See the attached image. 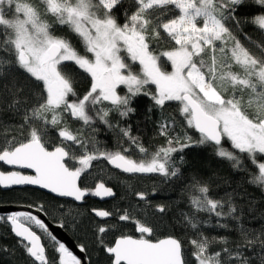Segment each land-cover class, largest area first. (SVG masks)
<instances>
[{
	"label": "snow or ice",
	"instance_id": "6c2138e0",
	"mask_svg": "<svg viewBox=\"0 0 264 264\" xmlns=\"http://www.w3.org/2000/svg\"><path fill=\"white\" fill-rule=\"evenodd\" d=\"M248 5L261 11L247 12ZM77 70L90 77L83 94L74 87ZM139 97L151 101L146 118L157 115L164 141L151 150L130 123ZM170 108L179 120L165 115ZM105 131L114 143L99 138ZM205 146L243 182L217 176L225 188L213 196L211 177L185 180V150ZM100 161L130 178L179 183L188 211L177 222L192 233L187 251L176 235L150 239L156 224L138 208L160 214L159 222L170 205L153 204L157 186L133 190L135 205L93 209L139 233L106 244L107 223L92 228L108 264H264V0H0V164L33 173L0 171V188L35 186L76 202L114 197L102 180L82 186ZM27 207L34 211L0 216V225L28 264H82L39 215L48 214L44 203ZM62 215L82 224L71 207ZM79 250L87 252L83 244ZM0 253L15 257L16 249L0 245Z\"/></svg>",
	"mask_w": 264,
	"mask_h": 264
},
{
	"label": "trees",
	"instance_id": "16d2710c",
	"mask_svg": "<svg viewBox=\"0 0 264 264\" xmlns=\"http://www.w3.org/2000/svg\"><path fill=\"white\" fill-rule=\"evenodd\" d=\"M247 12L252 14H258L261 9L255 5H248L246 8ZM245 35L256 39L258 32L254 26H245ZM74 87L78 94H83L86 89L90 86V77L87 74L77 70L74 74ZM151 101L146 97H139L135 102V106L138 111L136 116L132 118L130 123L133 127V134L138 135L142 138L143 143L146 147L151 150L154 146L162 144L163 138L159 137L155 132V126L153 121L157 119V115L153 114L152 119L146 118V110L150 106ZM165 115H176L179 120V116L175 113L174 108L168 109ZM190 134L198 136V133H194L193 130H188ZM50 135L55 137V133ZM100 139L105 140L106 143L112 144L114 140L111 137V133L107 131L101 133ZM224 146L230 149V143L227 140L224 141ZM185 159L188 161L185 166V180L189 179L193 173L199 174L203 179L208 180L212 178V195H223L224 184L215 183L216 177H224L229 182L242 183L243 175L237 174L231 171L226 161L220 160L214 153L211 147H193L186 149L184 152ZM0 169L4 170L0 166ZM92 175L88 176L87 179L83 178V185L88 188H93L95 183L98 181L105 182L106 185L112 187L116 192V198L112 201L104 204L97 201L88 200L84 206H77L71 202L58 200L52 196L42 193L34 189L24 190H12L2 191L0 190V205H28L29 203H44L48 209L47 216L55 223L60 224L61 222L66 223L64 230L77 242L78 245L83 244L87 248V257L90 264H108L107 257L104 253L100 252L96 239L97 237L91 230L92 228L107 223L111 229L104 235V242L111 244L120 235H131L138 237L135 227L131 222H118L116 216L110 218L106 222H101L95 218L92 214L93 209L102 210L118 213L119 211L128 208L130 205L137 204L136 198L132 195V191H150L154 186L159 188V191L155 197H152L153 204L167 203L170 205V211L167 215H164L162 219L157 222V218L160 214L153 216L151 212H144L143 205L138 208L139 213L146 215L153 223L156 224V230L154 235L150 239L164 238L168 235H176L184 241L186 251L190 249L188 239L192 233L183 228L181 224L177 222V217L181 211H188L187 205L180 192V184L175 186L159 184V178L151 175L137 176L130 178L126 174H119L118 171L113 170L106 162H94L93 169L90 170ZM249 192L253 193L257 198L260 197V192L255 188L249 186ZM64 204L65 209H60V205ZM71 207L73 213H78V219L82 221L80 225H73L70 219H67L65 215H62L63 211H67V208ZM255 224V222H253ZM84 225H88V230H85ZM112 225H116L112 228ZM211 231V228H209ZM220 230L217 229L216 232ZM216 232H212L213 235ZM43 242L50 245L51 241L46 236L43 238ZM0 245L7 246L9 248L16 249L15 257H8L3 253H0V264H28V260L25 257L22 249L17 247V238L8 231L6 226L0 225ZM51 252V248H49Z\"/></svg>",
	"mask_w": 264,
	"mask_h": 264
},
{
	"label": "water",
	"instance_id": "95a60500",
	"mask_svg": "<svg viewBox=\"0 0 264 264\" xmlns=\"http://www.w3.org/2000/svg\"><path fill=\"white\" fill-rule=\"evenodd\" d=\"M0 166L3 167V169H4V170L0 169V171L20 170V171H22L25 174H33L32 173V170H30V169H10L9 166L3 165V164H0ZM113 170H115V169H113ZM116 171H118V170H116ZM106 186H108V185H106ZM23 189H34V190H38V191H40L42 193H45V194H47L49 196H52V197L56 198V199H59V200H67V201L73 202V203H75L77 205H84L85 202H86V200L88 198H93V199H95L96 201H98L100 203H106V202H109V201L114 200L116 198V196H117L116 195L114 197H103V198H101V197L89 195V196L85 197L84 201H82V202H76V201H73L71 198L55 197L54 194L49 193L47 190L38 189L35 186H14L13 189H2V188H0V190L5 191V192L6 191H12V190H23ZM16 211H34V209H29L26 205H0V216H7V215H9V214H11L13 212H16ZM39 215L44 220V222L48 225L49 230L53 233V235H55L58 240H60L61 242H63L73 252V254H75L78 258H80L81 261H82V264H90L89 263V259L87 257V254L80 252L79 245L64 230V228L59 227V224H57V223H53L48 218V216L45 215L44 213H39ZM93 215H94V212H93ZM96 218H98L101 221H107V220L110 219V218H107V220H105V219H102V218H99V217H96ZM137 234L139 235V233H137Z\"/></svg>",
	"mask_w": 264,
	"mask_h": 264
},
{
	"label": "flooded vegetation",
	"instance_id": "af4514ba",
	"mask_svg": "<svg viewBox=\"0 0 264 264\" xmlns=\"http://www.w3.org/2000/svg\"><path fill=\"white\" fill-rule=\"evenodd\" d=\"M82 180H83V178H82ZM24 190V189H23ZM59 200V199H58ZM88 200H92V201H96L95 199H93V198H88L87 200H86V202H85V204L87 203V201ZM62 201H67V200H62ZM67 202H70V201H67ZM98 202V201H97ZM71 203H73V202H71ZM100 203V202H99ZM73 204H75V203H73ZM84 204V205H85ZM102 204H104V203H102ZM75 205H77V204H75ZM84 205H77V206H84ZM97 210V209H96ZM102 210H106V209H102ZM92 214H93V211H92ZM49 218V217H48ZM96 218V217H95ZM111 218V217H110ZM50 219V218H49ZM96 219H98V218H96ZM51 220V219H50ZM99 220V219H98ZM110 220V219H109ZM52 221V220H51ZM99 221H101V220H99ZM108 221V220H107ZM53 222V221H52ZM101 222H106V221H101ZM53 223H55V222H53ZM139 236V235H138Z\"/></svg>",
	"mask_w": 264,
	"mask_h": 264
},
{
	"label": "rangeland",
	"instance_id": "374dc122",
	"mask_svg": "<svg viewBox=\"0 0 264 264\" xmlns=\"http://www.w3.org/2000/svg\"><path fill=\"white\" fill-rule=\"evenodd\" d=\"M135 67V66H134ZM119 91L121 92V94H123V92L125 91L123 88L119 89Z\"/></svg>",
	"mask_w": 264,
	"mask_h": 264
}]
</instances>
